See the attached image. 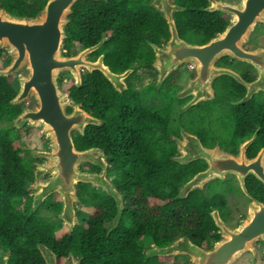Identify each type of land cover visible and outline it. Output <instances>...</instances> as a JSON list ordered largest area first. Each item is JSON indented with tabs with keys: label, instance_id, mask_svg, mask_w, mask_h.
Wrapping results in <instances>:
<instances>
[{
	"label": "trees",
	"instance_id": "trees-1",
	"mask_svg": "<svg viewBox=\"0 0 264 264\" xmlns=\"http://www.w3.org/2000/svg\"><path fill=\"white\" fill-rule=\"evenodd\" d=\"M47 0H0V8L16 17H34ZM147 0H107L77 1L68 16L65 27L63 54L70 56L75 46L80 48L96 44L102 33L105 41L90 55L93 60L103 55L104 64L113 73H118V54L131 53L132 42L118 43V38L148 39L151 41L169 38L167 24L161 15L147 6ZM186 9L175 13L173 18L179 37L186 41L188 35L199 38L198 43L208 42L221 33L228 24V18L219 12L207 13L203 9L206 0H172ZM8 56L0 50L2 57ZM123 67L130 63L121 61ZM13 78L0 77V247L8 255V264H44L37 250V244L48 247L60 263L70 251L80 257V264H163L160 258L145 259L144 246L151 242L157 247L169 245L177 236H185L201 247H211L219 241L220 234L209 213L217 210L222 213L226 199L222 194L193 193L185 199H174L182 183L191 177L190 172L180 171L172 164L169 180L162 171L151 172L147 163H136L133 159L134 129L131 121L118 123V93L103 75L94 71L86 74L79 88L73 84L66 88L68 99L79 104L90 115L104 121L102 127L89 126L84 136L73 133V143L77 150L98 147L109 156L108 175L118 187V176L122 184L121 192L127 200V209L123 212L118 227L108 236L101 229L88 234L87 230L75 228L71 234L65 232L59 244L53 242L51 222L36 217L37 211L27 216L30 199L18 210L16 201L23 200L29 190L31 166L29 158H24L23 143L19 134L10 123L20 112L19 107L9 105L16 95L12 86ZM219 81V79L217 80ZM228 77H222V84L228 86ZM215 99L202 105L197 118L202 121L197 132L204 146L213 145L210 122L215 118L213 111L222 98L220 87L215 85ZM7 124V126H3ZM148 129L145 127L139 141V149H147ZM120 142V143H119ZM17 143L19 145H17ZM119 144V145H118ZM118 150L121 151L118 163ZM93 168V167H91ZM119 170V171H118ZM248 193L257 196L264 203V186L255 181ZM77 197L92 213L113 216V200L103 193L91 190L85 184L77 185ZM153 197L160 203L149 205L147 198ZM61 201L54 196L48 197L43 208L54 215L61 209ZM100 221L94 219L92 222ZM101 221H105L102 220ZM56 245V246H55ZM92 246H102L104 251Z\"/></svg>",
	"mask_w": 264,
	"mask_h": 264
},
{
	"label": "water",
	"instance_id": "water-1",
	"mask_svg": "<svg viewBox=\"0 0 264 264\" xmlns=\"http://www.w3.org/2000/svg\"><path fill=\"white\" fill-rule=\"evenodd\" d=\"M77 1L107 0H47L34 17H16L0 8V50L9 57L8 64L0 67V77L11 78L20 72L24 73L17 78V93L9 101V105L19 107L28 101L32 107L20 110L11 121L12 128L19 130L26 124L29 128H38L51 144L49 151L32 150L29 153L33 159H44L47 162L38 164L34 171V196L27 216L34 214L48 197L58 194L62 208L57 218L71 233L74 228L75 204L80 203L77 185H90L92 189L102 190L115 202L116 214L106 233L108 236L119 225L124 210L123 196L107 178L110 158L98 147L77 150L73 143V133L84 136L87 127H102L104 121L91 116L79 104L70 102L61 90L58 78L62 73H69L74 86L79 88L82 84V70L89 74L98 71L118 93L122 92L118 89V79L124 78L127 73L118 75L110 71L104 64L103 55L98 56L95 61L87 59L104 43V33L96 44L83 48L75 55L63 54L65 27ZM206 2L204 12H219L231 21L220 34L202 45L190 44L179 37L173 16L186 9L173 4L171 0H149L147 4L161 15L169 33L164 48L152 46L159 80L183 62L193 65L197 73L179 94V97L193 96L181 111L198 102L213 100L212 82L218 76L227 75L242 83L236 74L227 69L215 68L214 63L223 56L244 60L246 55L242 48L243 43L254 25L264 21V0H241L238 5L220 0ZM261 55L264 57V50ZM259 79L264 90V72ZM247 100V96L243 97L238 105ZM186 135L184 144L191 146L182 147L184 144L178 141L177 151L191 150L192 155L188 160L201 159L207 166L180 186L174 199H185L191 192L201 190L208 182L224 180L227 174H234L239 178L241 190L246 195L248 194L243 184L246 176H253L264 186V151L260 150L253 159L248 160L245 157V150L254 141L255 134L240 144V152L235 157L218 146L205 148L197 138ZM173 159L182 162L180 157ZM83 165L97 167L100 172H82L80 167ZM45 174H50L51 177L41 182L40 178ZM209 215L220 234L219 241L211 249H201L188 238L178 236L167 247L148 248L145 259L182 255L189 257L193 264H234L243 254L253 251L255 242H264V204L255 199H252L247 214L234 229L227 226L217 210L211 211ZM37 250L44 264H57L55 254L48 247L37 244ZM8 261L4 249L0 248V264H8ZM79 262L72 254H68L63 264Z\"/></svg>",
	"mask_w": 264,
	"mask_h": 264
},
{
	"label": "flooded vegetation",
	"instance_id": "flooded-vegetation-1",
	"mask_svg": "<svg viewBox=\"0 0 264 264\" xmlns=\"http://www.w3.org/2000/svg\"><path fill=\"white\" fill-rule=\"evenodd\" d=\"M146 2L148 4L149 0H147ZM227 18L229 24L231 19L229 17ZM125 41L132 42V46L129 48L131 50V53L124 55L118 54L117 74L121 75L127 73L124 78L118 79V89L122 90V92L118 91V123H121L123 121H131L133 124V141L134 147H136L133 151V153L135 154L133 160L136 163H147L149 165V170H151V172L153 173L154 171H162L165 174L167 180H169V172L173 164L174 167H178L181 172L187 171L192 174L188 180L182 183L183 185L188 182L194 175L203 171L207 166L206 163L201 159L188 160V157L192 155L191 150L184 149L183 152H181V150L180 152L177 151V142L179 141L180 143L184 144V138H187L186 134L197 138L200 144L205 148H214L215 146H218L222 151L234 157L237 156L240 152V144L249 140L255 134L254 141L245 150L246 159H253L257 156L260 150L264 151V90L261 79H259L262 72H264V57L261 55V51L264 50V21H259L254 25L252 32H250V35L242 46L246 55L244 60H238L231 56H223L214 63L215 68L227 69L236 74L242 83L237 81L235 78L227 75L218 76L213 80L212 89L214 93V99L216 95L215 85L217 87H220V90L222 91V98L221 101H219L217 105L214 106L213 111L215 113V118L212 121H209L211 137L213 140V145L210 147L204 146L197 135V132L201 129L202 126V121L197 117L200 116L199 114H201L202 105L207 104L214 99L206 102H198L187 110L181 111L182 108H184L193 98V96L191 95L179 97V94L187 86L188 81H192L196 77L197 73L194 66L186 62L180 63L177 68L170 72L165 78L159 80V74L154 65L155 52L152 46L164 48L168 39H158L151 41L145 38L128 40L118 38V43H122ZM205 43L207 42L195 44L202 45ZM122 59H125V61L129 62L130 64L126 67H123V63L121 62ZM89 60L95 61L96 59L93 60L92 58H90ZM81 74L83 80L85 79L86 74L89 73L86 70H82ZM222 77L229 78L231 82H229L228 86H224L221 83ZM218 79L219 81H217ZM15 81L17 82V78H15ZM72 84L73 81L71 80L70 85ZM245 96L248 97V100L245 103L238 105V102ZM26 106L27 103H24L19 106V109L21 110ZM69 111L70 109L68 108L67 112ZM91 116L95 117L94 115ZM145 127H147L148 129V142L147 149L142 150L139 149V141L142 137V132L144 131ZM25 128H27V126ZM188 145L191 146V144ZM188 145L185 143L184 145H182V147H186ZM120 152L121 151L118 150V163L120 160ZM176 157H180V161L182 162L175 161L173 158ZM28 161L32 168L31 180L28 181V185H30L31 190L32 186L35 183L34 171L37 168V164H41L44 161L41 159H29ZM108 168L109 165L107 167V172ZM80 170L85 173L100 172L99 168L91 165H86L85 168H80ZM108 176L109 175L107 173V177ZM50 177V174H45L41 176V180L47 181ZM110 181L113 183L112 179H110ZM255 181L258 180H256L253 176H246L244 178L243 184L248 194L246 195L241 190L239 178L234 174H227L224 177V180L217 179L208 182L203 187V189L195 190L191 192V194L197 192L222 194L226 199V206L223 209L222 213H220L219 211L218 212L221 219L225 223H228L229 221L233 220L234 212H236L237 210L242 212L240 218L243 217L247 212L252 199L261 202L257 196L248 193V188L253 189V187L255 186ZM87 186L91 190H96L99 193L105 194L99 189H92L90 185ZM116 188L118 190V193L123 196L124 212L127 209L128 202L125 199V195L121 192L122 184L120 182L119 176L118 187L116 186ZM32 198L33 193L31 191H29L27 196L24 198L25 201L30 199V206L28 208V211L31 207ZM147 202L149 205L160 202L163 203V201H160L153 197L147 198ZM77 206H81L87 210H92L91 208L86 207L82 202L78 203ZM114 206L115 213L113 214V216L98 215L91 212L75 215L76 217L74 219L75 222L73 230L75 228H80L83 230H87V232H89L88 234H91L95 231H99L105 228L107 232L108 229L112 226V222L116 214L115 202ZM231 208H233L234 210H232ZM58 213L54 215H51L47 212L44 215H40L39 213L36 214L37 218L51 222L52 245L53 242L59 244L61 238L65 234L64 232H61L63 228H61V226H66L64 225V223L59 222L56 219ZM53 218L55 219V221L53 220ZM94 219H100V221L92 222ZM101 219L105 221L103 222L101 221ZM67 232L68 234H71L69 233L68 228ZM215 243L216 242L212 243V246ZM169 245H166L164 247H167ZM153 246L157 245L151 242L148 246H144V256L146 250ZM196 246L206 250L212 248V246ZM92 248L95 250L98 249L100 251L105 250V248H103L102 246H92ZM5 254L6 256H8L6 251ZM68 254L72 253L69 251L66 257L68 256ZM66 257H64L62 261L57 264H63ZM74 257L76 260H80L81 262L82 258L77 256ZM189 260L190 261H188L187 264H193L190 258ZM160 261L163 264H166L165 262H163V260Z\"/></svg>",
	"mask_w": 264,
	"mask_h": 264
},
{
	"label": "rangeland",
	"instance_id": "rangeland-1",
	"mask_svg": "<svg viewBox=\"0 0 264 264\" xmlns=\"http://www.w3.org/2000/svg\"><path fill=\"white\" fill-rule=\"evenodd\" d=\"M220 1H224V2L229 3V4H232V5H238L241 2V0H220ZM249 35H250V33H249ZM186 41L188 43H190V44H195V43H198L199 42V38L196 37V36L188 35L186 37ZM245 42H246V40H245ZM244 43H243V45H244ZM82 49L83 48H80L78 46H75L74 49H73L72 55H75L76 53H78ZM8 59H9V57H8ZM87 59L88 60L90 59V55L87 57ZM6 62H7V57H5V56L2 57L1 64H3V66H5V63ZM8 62H9V60H8ZM23 74H24L23 72H20L19 74L11 77V78H13V80H12V86L14 87V89H17L18 88V83L15 81V78L21 77ZM58 80H59V84H60L61 90L66 94V88L71 84V80H72L71 77H70V75H69V73H62V74H60ZM66 96H67V94H66ZM67 98H68V96H67ZM26 103H27V106L26 107L31 106L28 101ZM3 126H7V124H3L2 127ZM10 126L12 128V123H10ZM26 126H27V128H25ZM12 129L19 134V136H20V142H22L23 145H24V147H23V149H24L23 150L24 158H29L30 160L31 159L32 160H39V159H33L30 156V154H29L30 151H32V150L49 151L50 150L51 144L48 142L47 137L43 135V133H42V131L40 129H38V128H29L28 124H26L24 127L20 128L19 130H15L14 128H12ZM17 145H19V144L17 143ZM41 160L44 161L43 163H46L47 162L44 159H41ZM85 166L86 165H83L80 168H85ZM107 178H108V180H110V179H112V176H108ZM40 181L41 182H45V181H42L41 178H40ZM28 187H29L28 188L29 191H31L33 193V196H34V192L32 191V189L35 187V183L32 186L31 190H30V185H28ZM205 191H206V189H205ZM204 194L205 195H208V194H211V193L204 192ZM52 196H54L55 198H59L60 199V196L58 194H54ZM60 201H61V199H60ZM25 202L26 201L24 199L21 200V201L20 200L19 201H16L15 202L16 208L18 210H21L22 209V206H23V204H25ZM43 204L36 210V211H39V214L40 215L46 214V210L43 208ZM75 205H76V207H75V215H77V214H84V213H90V212L92 213V210H87V209H85V208H83L81 206H77V204H75ZM231 209L234 210L233 208H231ZM241 214H242V212H240L238 210L236 212H234L233 220H231L228 223H226L227 226L230 229L236 228L238 226V224L242 221V219L244 218V216L247 214V212L244 214L243 217L240 218V215ZM56 219L59 222H62L58 218H56ZM53 220L55 221L54 218H53ZM61 228H62V231L61 232H64V233L67 232V228H68L67 226L66 227L61 226ZM160 260H163V262H165L166 264H187V262L190 261L188 257L182 256V255H177V256H164V257H161ZM234 264H264V242H262V241L255 242L253 244V251L252 252L251 251H248L245 254H243Z\"/></svg>",
	"mask_w": 264,
	"mask_h": 264
}]
</instances>
